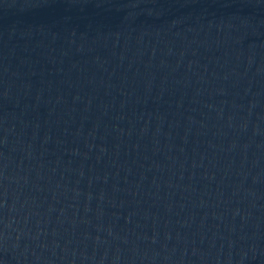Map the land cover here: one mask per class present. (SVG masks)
Returning a JSON list of instances; mask_svg holds the SVG:
<instances>
[{
	"label": "water",
	"instance_id": "1",
	"mask_svg": "<svg viewBox=\"0 0 264 264\" xmlns=\"http://www.w3.org/2000/svg\"><path fill=\"white\" fill-rule=\"evenodd\" d=\"M0 264H264V0H0Z\"/></svg>",
	"mask_w": 264,
	"mask_h": 264
}]
</instances>
